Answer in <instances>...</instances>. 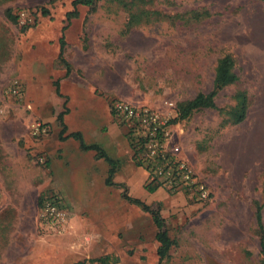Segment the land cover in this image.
Listing matches in <instances>:
<instances>
[{"label":"rangeland","instance_id":"obj_1","mask_svg":"<svg viewBox=\"0 0 264 264\" xmlns=\"http://www.w3.org/2000/svg\"><path fill=\"white\" fill-rule=\"evenodd\" d=\"M71 1L0 0V264H77L101 256L107 264H263L253 203L262 206L264 230V1L149 0L131 11L164 18L130 29L129 12L113 0L77 5V16L66 22ZM7 10L11 17L27 11L29 21H11ZM193 10L207 13L197 21L166 18H188ZM60 36L66 77L56 55ZM224 55L233 58L238 79L213 102L226 109L244 90L243 121L222 126L218 111L200 109L169 126L209 200L147 192L146 173L134 164L126 128L108 102L119 98L162 112L170 103L172 121L178 102L211 89ZM14 80L19 96L9 92ZM63 109V136L79 132L113 164L79 149L77 140L59 138L56 116ZM32 122L48 132L32 136ZM112 165L119 187L105 183ZM122 192L163 219L172 246L160 262L150 214L125 202ZM38 197L56 199L63 225L45 224Z\"/></svg>","mask_w":264,"mask_h":264},{"label":"built area","instance_id":"obj_2","mask_svg":"<svg viewBox=\"0 0 264 264\" xmlns=\"http://www.w3.org/2000/svg\"><path fill=\"white\" fill-rule=\"evenodd\" d=\"M16 19L20 24L27 23L29 14L25 10L20 11ZM21 91L20 83L12 81L9 92L19 96ZM107 105L113 119L126 128V138L136 151L134 161L146 173L144 182L157 184L159 189L170 195L182 194L197 202L209 200L207 184L181 154L171 134L169 114L172 113V104L164 103L167 107L165 112L119 98L111 99ZM29 129L35 137L48 132L47 126L39 122H32ZM39 209L41 219L48 226L59 227L65 223L66 214L55 198L42 199Z\"/></svg>","mask_w":264,"mask_h":264},{"label":"trees","instance_id":"obj_3","mask_svg":"<svg viewBox=\"0 0 264 264\" xmlns=\"http://www.w3.org/2000/svg\"><path fill=\"white\" fill-rule=\"evenodd\" d=\"M115 3H117L122 9L127 10L129 12V16L126 22V28L130 29L131 27L138 25L143 22H148L152 19H159L164 18L159 12L153 11V10H137L136 12L131 11V7L135 5L145 4L149 0H113ZM264 1V0H261ZM95 0H72L71 7L72 11L67 12L65 14L66 22H69V20L74 19V17L77 16V10L75 9L77 5H83V6H89L92 7L95 3ZM139 8V7H138ZM6 16L11 21H16V16L11 17L9 11L7 10ZM41 15H47V11L42 8L40 11ZM206 11L198 12L197 10H193L187 13L188 18H185L183 14H177L173 17H166L172 20L177 19H189L193 21H197L198 19L204 17L206 15ZM24 28V26H23ZM62 31L64 28L61 29ZM64 46L63 37L60 36L58 39V46H57V60L59 63H61L64 66L65 73L64 77H66L69 74V67L64 61L62 57V47ZM234 60L230 55H224L220 57L215 64L214 68V74L212 79V85L211 89L206 92H197L192 98L178 102L176 106V118L172 121H169V124L182 120L187 118L193 111L200 110V109H211L218 111V113L222 116V126H230V125H236L243 121V119L246 116V110H247V95L244 90H236L232 95V104L229 105L226 109H218L213 102L215 100L218 93L223 90L226 87H229V85L235 84L237 81V75L234 72ZM55 93L57 96H59L57 86H55ZM67 113L66 109H63L57 116H56V122L59 127H61L60 130V139L66 140L68 138L77 140L79 143V149L81 150H91L94 152V156L97 158H103L105 159L108 164H113V161L106 156L101 148L97 144H86L83 142L81 134L79 132L75 133H69L65 136L63 134L65 133V126L62 123L63 116ZM130 147V156L132 160L134 161L135 156V149L132 142H128ZM134 164L138 166V163L134 161ZM114 174L113 165L108 170V175L105 179V183L107 186H116L111 179ZM143 187L146 189L147 192L152 193L155 190L159 189L157 184H149L144 182ZM122 199L127 202L128 204H134L142 211H145L150 214L152 222L156 228L154 233V239L157 242V247L155 250V255L158 258V261L160 262L163 260L166 256V253H168L169 248L172 246V241L168 238L167 230L165 227V223L163 219L160 217L158 210L154 209L152 207H149L142 202H140L136 198L127 197L125 192H122L121 194ZM43 198L38 197L36 199V205L40 206L41 201ZM254 205V220H255V235L257 237L258 241V247H259V256H261V262L264 264V230L261 220V208L262 206L258 204L257 202L253 203ZM107 257L101 256L96 258H89L87 260H83L78 262L77 264H84L85 261L87 262H97L99 264H107Z\"/></svg>","mask_w":264,"mask_h":264}]
</instances>
